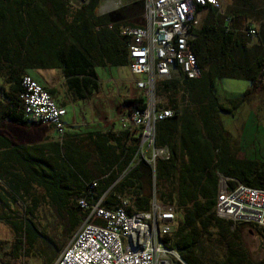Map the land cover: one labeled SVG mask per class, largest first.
<instances>
[{"label":"trees","instance_id":"obj_1","mask_svg":"<svg viewBox=\"0 0 264 264\" xmlns=\"http://www.w3.org/2000/svg\"><path fill=\"white\" fill-rule=\"evenodd\" d=\"M98 6L99 0H86L77 8L68 0H0V70H5V82L9 84V91L0 89L1 119L29 123L24 118L19 96L24 68L60 69L68 88L77 99L84 100L99 88L97 65L127 66L128 40L121 34V28L142 25L144 0L139 2L133 14L126 15L130 21L122 23L111 21L107 15H97ZM198 10L205 11L200 26L192 30L195 35L192 52L199 76L188 78L181 73L179 79L161 81L155 89L173 115L156 124L155 142L168 148L169 158L158 159L154 164V192L164 202L178 206L175 212L182 216L173 234L164 237V241H171L172 248L186 264H203L198 252L200 236L224 247L226 256L222 264H252L247 255L238 250L233 234L228 233L232 224L215 215L214 205L219 175L246 186L264 187V159L239 160L234 157L229 148V136L219 119L220 113H232L254 90L264 88L261 83L264 0H232L221 11L210 5ZM254 23L258 25L254 36L246 35L244 30ZM25 41L29 42L27 48ZM222 78L245 80L251 86L239 98L223 102L216 88L217 81ZM124 102L142 107L144 98L140 96ZM174 118H182L184 123L179 163L171 151L174 140L169 122ZM130 135L123 130L117 136L109 132L104 136L116 139L126 157H130L135 144L130 148L122 145ZM185 156L187 160H184ZM142 165L151 182L150 165L141 160L138 166ZM82 183V191L75 203L81 220L87 211L81 208L79 200L85 196L88 185L95 183L93 192L86 196L89 204L95 203L101 195L96 192L95 181ZM158 186L164 189L161 193ZM150 196L154 194L144 198L147 200ZM144 205L136 211L149 210ZM15 230L17 240L13 251H19L24 259L28 247L36 243L37 227L25 223ZM40 245L42 260L50 264L61 244L51 240L42 241ZM257 264H264V260Z\"/></svg>","mask_w":264,"mask_h":264},{"label":"built area","instance_id":"obj_2","mask_svg":"<svg viewBox=\"0 0 264 264\" xmlns=\"http://www.w3.org/2000/svg\"><path fill=\"white\" fill-rule=\"evenodd\" d=\"M206 5L221 11L217 0H144L142 25L121 28L128 40L127 67L132 74L144 75L133 82L140 93L135 98H144V105L127 103L117 121L121 129L138 138V159L146 161L153 170L156 160L169 158L168 148L155 142L156 124L173 115L172 109L157 96L156 85L179 79L181 73L188 78L199 76L192 52V30L201 24L202 11L198 8ZM244 32L252 37L255 28ZM261 83L264 85V69ZM21 87L24 118L29 123L53 126L61 139L65 108L58 106L28 74H22ZM187 99L185 95L186 102ZM94 186L95 183L88 185L79 200L87 211L80 227L52 264H172L179 258L171 241H164L173 231L175 207H163L153 198L147 211H128L126 200L117 208L108 209L100 200L87 202L86 196ZM214 212L234 226L253 224L264 230V187L246 186L219 175Z\"/></svg>","mask_w":264,"mask_h":264},{"label":"crops","instance_id":"obj_3","mask_svg":"<svg viewBox=\"0 0 264 264\" xmlns=\"http://www.w3.org/2000/svg\"><path fill=\"white\" fill-rule=\"evenodd\" d=\"M23 73L42 85L55 103L65 108L66 113L67 105L73 106L74 116L69 123L64 120L66 113L63 116L64 134L61 139L53 126L0 118V227H6L10 235L9 238L0 237L1 264H14L13 261L22 260L19 251L13 249L17 240L15 229L25 223L37 227L39 234L36 243L28 247L27 258L32 254L42 259L39 254L42 250L40 242H58L63 235L77 232L82 220L75 203L82 191L83 181L96 182V192L101 194L98 200L108 209L117 208L122 200L127 201L128 210L143 209L144 204L150 208L153 198L163 207L179 208L174 203L164 202L157 192L155 195L154 170L149 166V182L145 166H138L141 160L136 154L135 135L128 136L122 143L129 148L135 144L130 157H126L116 139L104 136L107 132L116 136L123 132L115 121L119 109H125L127 103L122 98V103L112 114L105 105L107 98L101 90L98 74L97 92L79 100L66 85V78L58 68H24ZM1 79L3 85H0V89L3 88L2 92L9 91L5 70H0ZM218 95L222 101L219 92ZM78 101L84 104L76 105ZM93 119L98 123L86 122ZM80 121H85V125L82 126ZM182 122V118L169 122L174 140L171 151L178 163L183 147ZM163 190L158 186L159 193ZM152 193L154 196L147 200L144 198Z\"/></svg>","mask_w":264,"mask_h":264},{"label":"rangeland","instance_id":"obj_4","mask_svg":"<svg viewBox=\"0 0 264 264\" xmlns=\"http://www.w3.org/2000/svg\"><path fill=\"white\" fill-rule=\"evenodd\" d=\"M142 0H99V6L96 10L97 15H107L113 22H129L126 17L128 14H133ZM220 9L223 10L232 0H217ZM69 4L75 8L80 7L86 0H68ZM205 11L201 13L203 18ZM138 22L140 19L138 18ZM124 27V26H123ZM255 29L258 28L256 23L252 24ZM96 29H99L98 27ZM29 42L25 45L29 46ZM25 48V49H26ZM40 68V67H38ZM96 72L99 77L102 92L106 95L105 105L111 109L112 114L117 111L116 108L122 103V98H135L140 95L133 85L136 79L144 78V75H135L130 72L125 64L121 65H106L96 66ZM0 85H3L1 79ZM249 82L241 79L222 78L216 83V88L223 99H232L233 97L241 96L250 88ZM137 92V93H136ZM140 92V91H139ZM228 102V100H223ZM93 101V100H92ZM110 102V103H109ZM82 101H78L76 105H83ZM78 111V108L76 106ZM110 112V111H109ZM119 109V113H120ZM74 116L73 106L67 105V113L64 116L66 123H69ZM219 119L222 122L223 128L229 136L230 152L239 160H262L264 159V88L254 90L253 94L248 99L233 109L232 113H220ZM88 124H96L98 120L86 121ZM117 125L118 121H115ZM82 126L85 121H80ZM182 221L180 212H175V221L173 223V234L177 223ZM56 233L57 227L54 228ZM61 230V228H59ZM230 234L237 240L238 250L244 252L252 264H257L264 260L263 236L264 230L253 224L230 225L228 228ZM9 233L6 227H0V237L9 238ZM73 235H63L58 242L61 244L55 259L60 252L68 245ZM61 238V237H60ZM2 250V249H1ZM0 250V255L2 254ZM198 252L203 264H222L226 252L223 246L216 245L214 240L200 236ZM24 257L22 260L13 261L14 264H45L41 258ZM185 263L182 258H179L172 264ZM1 264V263H0ZM186 264V263H185Z\"/></svg>","mask_w":264,"mask_h":264}]
</instances>
